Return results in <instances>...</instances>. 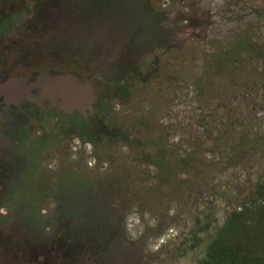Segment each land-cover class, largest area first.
<instances>
[{
	"label": "rangeland",
	"instance_id": "1",
	"mask_svg": "<svg viewBox=\"0 0 264 264\" xmlns=\"http://www.w3.org/2000/svg\"><path fill=\"white\" fill-rule=\"evenodd\" d=\"M55 4L5 34L43 51L0 96V264H197L264 179V0Z\"/></svg>",
	"mask_w": 264,
	"mask_h": 264
},
{
	"label": "flooded vegetation",
	"instance_id": "2",
	"mask_svg": "<svg viewBox=\"0 0 264 264\" xmlns=\"http://www.w3.org/2000/svg\"><path fill=\"white\" fill-rule=\"evenodd\" d=\"M139 1H141L143 13H145L146 16L151 13L159 14L163 12L166 7L165 4H163L166 0H156L154 2L152 0ZM56 2L57 0H0V96L3 95L6 100L5 107L7 108L18 110L20 105H24V103L19 100V98L24 97L15 98L10 96V89L20 84L19 80H17L18 74L14 72L16 69L26 68L27 65L36 67V64H33V62H35L37 57L42 56L41 51H43V49L37 44L33 45L32 43L24 42L22 36L19 39H6L5 34L12 30L38 29V16H43L46 19L53 16L57 7L55 4ZM96 4L92 3V6L96 8ZM45 56H51L50 60L53 59L52 61L56 62H60L62 59L67 58L60 54L51 53ZM46 59H48V57ZM7 61H11L10 65H7ZM46 77L47 76L42 78L39 77L34 84L30 85L25 90L36 88L37 85L41 88V86L46 83L45 90L47 92L49 90L50 92L51 84L46 80ZM23 81L22 79V82ZM25 90L22 91V94H24ZM49 94L50 93H47L46 95ZM44 98H42L43 100L39 103L40 105H42Z\"/></svg>",
	"mask_w": 264,
	"mask_h": 264
},
{
	"label": "trees",
	"instance_id": "3",
	"mask_svg": "<svg viewBox=\"0 0 264 264\" xmlns=\"http://www.w3.org/2000/svg\"><path fill=\"white\" fill-rule=\"evenodd\" d=\"M197 264H264V179L229 211Z\"/></svg>",
	"mask_w": 264,
	"mask_h": 264
}]
</instances>
